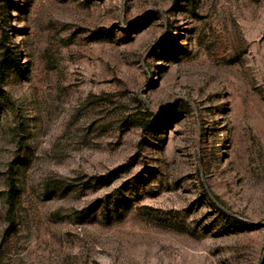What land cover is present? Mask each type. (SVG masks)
Wrapping results in <instances>:
<instances>
[{"label":"rangeland","instance_id":"rangeland-1","mask_svg":"<svg viewBox=\"0 0 264 264\" xmlns=\"http://www.w3.org/2000/svg\"><path fill=\"white\" fill-rule=\"evenodd\" d=\"M0 264H264V0H0Z\"/></svg>","mask_w":264,"mask_h":264},{"label":"trees","instance_id":"trees-1","mask_svg":"<svg viewBox=\"0 0 264 264\" xmlns=\"http://www.w3.org/2000/svg\"><path fill=\"white\" fill-rule=\"evenodd\" d=\"M8 57H9L8 50L7 48H5L0 58V90H1L2 83H3L2 81L3 80V67L5 63L7 62L6 60L8 59Z\"/></svg>","mask_w":264,"mask_h":264}]
</instances>
